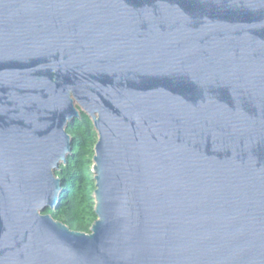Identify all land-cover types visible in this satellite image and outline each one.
Segmentation results:
<instances>
[{
  "label": "water",
  "instance_id": "95a60500",
  "mask_svg": "<svg viewBox=\"0 0 264 264\" xmlns=\"http://www.w3.org/2000/svg\"><path fill=\"white\" fill-rule=\"evenodd\" d=\"M0 264H264V0H0Z\"/></svg>",
  "mask_w": 264,
  "mask_h": 264
},
{
  "label": "trees",
  "instance_id": "16d2710c",
  "mask_svg": "<svg viewBox=\"0 0 264 264\" xmlns=\"http://www.w3.org/2000/svg\"><path fill=\"white\" fill-rule=\"evenodd\" d=\"M66 131L72 138L71 153L55 172L61 181L60 202L56 209H46L43 213L72 230L89 232L96 219L91 164L97 135L91 119L84 113L69 124Z\"/></svg>",
  "mask_w": 264,
  "mask_h": 264
},
{
  "label": "rangeland",
  "instance_id": "374dc122",
  "mask_svg": "<svg viewBox=\"0 0 264 264\" xmlns=\"http://www.w3.org/2000/svg\"><path fill=\"white\" fill-rule=\"evenodd\" d=\"M94 147V146H93ZM92 150H93V148H92ZM93 154H94V150H93ZM93 157V156H92ZM91 166H92V164H91ZM90 229V228H89ZM86 233H88V232H86Z\"/></svg>",
  "mask_w": 264,
  "mask_h": 264
}]
</instances>
